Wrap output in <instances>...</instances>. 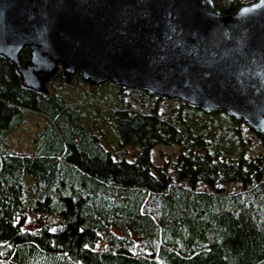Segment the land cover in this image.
Masks as SVG:
<instances>
[{"label": "trees", "instance_id": "obj_1", "mask_svg": "<svg viewBox=\"0 0 264 264\" xmlns=\"http://www.w3.org/2000/svg\"><path fill=\"white\" fill-rule=\"evenodd\" d=\"M251 1L213 0L224 13ZM28 53L24 46L23 61ZM63 77L60 67L45 91L34 90L0 54V143L23 117L36 114L46 120L48 138L30 152L0 147V259L10 264H264V151L248 155L253 138L264 149V131L225 109L206 111L181 100L173 114L161 115L156 103L165 96L143 90L137 93L155 99L150 111L122 106L126 88L111 83L118 95L105 117L117 126L112 150L106 131L93 128L103 116L96 115L91 126L82 124L72 108L77 97ZM81 92L83 101L93 97ZM162 122L169 130H160ZM157 129L179 142L174 167L187 184L153 164ZM125 143L135 148L129 158ZM27 172L35 183L30 204L23 199ZM235 180L241 183L236 189L219 184ZM199 181L208 188H196ZM46 212L58 215L55 224L45 220ZM28 213L40 217L33 228L23 227ZM101 238L106 245L96 247Z\"/></svg>", "mask_w": 264, "mask_h": 264}, {"label": "water", "instance_id": "obj_2", "mask_svg": "<svg viewBox=\"0 0 264 264\" xmlns=\"http://www.w3.org/2000/svg\"><path fill=\"white\" fill-rule=\"evenodd\" d=\"M0 54L34 90L62 66L264 131V0L230 13L213 0H0Z\"/></svg>", "mask_w": 264, "mask_h": 264}, {"label": "rangeland", "instance_id": "obj_3", "mask_svg": "<svg viewBox=\"0 0 264 264\" xmlns=\"http://www.w3.org/2000/svg\"><path fill=\"white\" fill-rule=\"evenodd\" d=\"M55 82V80L53 81ZM64 86L69 88L71 92H74L77 99L76 102H73L72 108L75 112L81 114V120H79L82 124L92 125V123L96 120V115H102V122L99 121L96 124H93L94 131H97L98 125L106 131L104 134L108 137L110 143L112 145V150L116 149L117 145V126L114 120L108 122L105 119L106 115L110 116V111L112 106L115 105V101L118 100L116 96L117 92L114 88H112V84L110 80H106L100 82L98 84H91L88 81L83 80L81 77H75L74 73L67 76L64 74L63 81ZM88 90L93 95L92 98L83 101V96L81 91ZM73 94V93H72ZM79 100V101H78ZM153 95L148 94H138L137 90H133L131 88H126L122 93V99L119 100V105L127 106L131 105L135 108H140L146 112L150 111V107L154 105ZM178 100L176 98L166 97L163 99L157 100L156 107L158 112L161 115L173 114L172 107L178 104ZM151 117H153L152 113H147ZM36 121V122H35ZM35 122V123H34ZM161 131L169 130L170 124L166 122H162L160 126ZM159 129L156 130L154 136L157 138V141L153 143L150 154L154 165L165 166L167 171L169 172L171 178L173 180H178L183 184H187L186 180L182 176L180 179L178 176L180 172L174 167V162L176 160V155L178 153L180 144L178 141L173 139V134H168L167 136H162L161 131ZM245 136H247V132H244ZM128 140H133L128 138ZM252 140V139H251ZM48 143L47 131H46V120L40 114H36V116L23 117L19 127L8 134L5 135L4 140L0 143V147L4 149L10 150H22L26 152L34 151L42 148L45 144ZM253 149L248 152V155L263 152L264 149L261 145L253 138ZM124 153L129 158L135 152V148L129 143H125L123 147ZM23 199L28 204L31 203V199L29 197L32 196L34 191V179L30 175V173L23 174ZM221 186H223L227 190L236 189L241 186L240 181H228V182H220ZM196 188L203 189L208 188V186L199 181L195 184ZM45 220H50L55 224L58 216L56 213L46 212ZM32 214V213H31ZM45 215V214H44ZM55 215V216H54ZM34 216H36L34 214ZM33 215H27V218L23 224L25 228H33L40 220L34 218ZM106 240L101 238L96 244V247H102L106 245ZM0 264H10L7 260L0 259ZM77 264H83L82 261L78 260Z\"/></svg>", "mask_w": 264, "mask_h": 264}, {"label": "crops", "instance_id": "obj_4", "mask_svg": "<svg viewBox=\"0 0 264 264\" xmlns=\"http://www.w3.org/2000/svg\"><path fill=\"white\" fill-rule=\"evenodd\" d=\"M28 215H33L34 216V214H31V213H28ZM34 218H35V216H34ZM36 225H37V223H36Z\"/></svg>", "mask_w": 264, "mask_h": 264}]
</instances>
